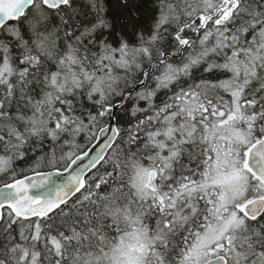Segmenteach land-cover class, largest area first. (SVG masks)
<instances>
[{
    "label": "snow or ice",
    "instance_id": "6c2138e0",
    "mask_svg": "<svg viewBox=\"0 0 264 264\" xmlns=\"http://www.w3.org/2000/svg\"><path fill=\"white\" fill-rule=\"evenodd\" d=\"M0 264H264V0H0Z\"/></svg>",
    "mask_w": 264,
    "mask_h": 264
}]
</instances>
